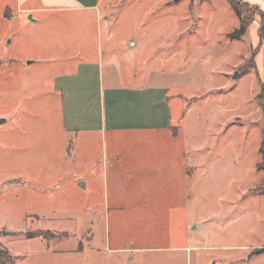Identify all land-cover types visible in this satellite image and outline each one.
<instances>
[{
	"label": "rangeland",
	"instance_id": "rangeland-1",
	"mask_svg": "<svg viewBox=\"0 0 264 264\" xmlns=\"http://www.w3.org/2000/svg\"><path fill=\"white\" fill-rule=\"evenodd\" d=\"M13 2L0 0L2 257L10 255L13 264H87V255L93 264L116 260L99 239V251H75L84 246L88 229L111 233L113 224L89 222L112 210L110 203L87 209L70 186L74 174H83L85 145L73 151L74 133L65 128L60 93L52 87L53 74L68 69L65 62L72 60L67 42L92 31L105 75L112 69L126 85H163L174 113H182L175 123L183 149L182 192L142 194L141 210L127 202L126 212L142 211L147 223L124 224L121 232L128 238L145 226L150 237L159 229L175 235L176 240L162 236L148 242L188 245L187 263L173 249H140L132 264L169 259L170 264H264V250L253 253L264 248V163L257 168L264 138L262 85L251 66L252 32L229 37L238 18L227 1L100 0L98 23L94 11L14 14ZM153 148L149 185L174 184V166L159 158L161 147ZM111 166L109 159V172ZM128 172L124 168L131 178ZM168 195L172 208L156 201ZM39 231L47 238L26 237Z\"/></svg>",
	"mask_w": 264,
	"mask_h": 264
},
{
	"label": "crops",
	"instance_id": "crops-1",
	"mask_svg": "<svg viewBox=\"0 0 264 264\" xmlns=\"http://www.w3.org/2000/svg\"><path fill=\"white\" fill-rule=\"evenodd\" d=\"M13 1L14 14L23 13L32 17L34 13H53L57 9L76 13L94 11L96 21L99 15L100 0ZM242 1L256 6L264 12V0ZM258 29L259 24L256 20L247 29V32H252L251 47L253 50L259 44ZM69 31H67L68 35L70 34ZM58 32L60 33V31ZM83 35V39L80 37L78 41L67 42V49L72 51L70 55L72 60L65 62L69 64L68 69L53 74L52 87L60 93V112L65 128L74 133L73 151L75 152L80 144L84 143L85 145V161L81 168L83 174H74V178H70V186L74 192L82 195L89 210L98 207L104 208L109 203L111 204V207L108 208H111L112 212L110 211L107 215L105 213L103 218L95 223L89 222V225H104L109 222L114 227L110 234L107 230V234L104 235L96 227L88 229L84 246L80 251H77V249L75 251L78 253L84 249L87 253L88 250L99 251L101 246L96 244L99 239L104 241V247H101V249H105L112 254L115 253L116 260L114 264H132L135 261V252L140 249H173L172 252L175 253L173 255L181 259L182 254L179 256L176 254L182 252L187 263L188 245L182 246L174 243V246L169 247L165 246L162 241H159L161 244H158V241L148 242L149 239L162 238V236L167 239H175V235L169 234L166 236L163 235L162 229H159V232H155L157 231L155 229V234L153 233L150 237L147 232H144L145 226L142 231L139 229V235L133 233L128 238L123 237L121 232V227L124 224L132 225L139 223V221L147 223L146 216L142 211L136 213L126 212L125 208L127 210L129 208L127 202L130 203L131 201L139 209L140 203L143 201L142 194L145 198L147 193L161 194L169 192L168 194H171L170 192L173 191L177 196L182 192L183 149L178 142L177 130L179 127L175 124L181 120L182 113L180 110L174 113L173 103L169 100V90L163 85L148 83L147 85H126L123 84V76L116 74L112 69L108 75H105L101 55L97 48L94 50L93 47L92 31L91 33L83 32ZM51 38L55 39L56 35ZM128 43L131 42L128 41ZM254 67L259 76L260 84L264 87V44L258 46L254 54ZM262 105L264 110V95ZM123 134L135 135H132L134 136H131L132 138H120ZM157 135H159L158 140L155 137ZM155 145L161 147L162 150L159 158L162 161L169 162V168L173 166L175 168L172 175H176L177 180L174 184L164 186L155 183L151 186L149 185L150 181H147V178L154 175H151L150 170L147 169V163L157 153L156 149L153 148ZM139 157L140 159L136 163H131L132 159ZM109 159L112 164L110 172L107 169ZM124 168L129 170L128 173H133L131 178L129 174H124ZM151 171L155 172L153 169ZM134 172L135 175L139 176L135 177ZM125 176L128 178L127 181H125ZM15 180L18 181V177L10 179L9 183ZM131 181L132 184H130ZM124 183L128 185H124ZM124 192L127 193L128 198L123 196ZM170 198L171 195H168L167 198L161 197L160 200L156 201L160 202L159 205L166 204L164 207L172 208L174 204L169 203L167 200ZM160 207L162 208V206ZM159 214H162V212ZM111 239L114 244L108 248L107 244L109 246L112 242ZM79 248L81 247L79 246ZM124 254L127 255L126 260ZM86 257L91 259L86 261L87 264H93L92 257L88 255ZM166 262V264L171 263L170 259ZM153 263L160 264V261H153ZM100 264H104V262L102 261Z\"/></svg>",
	"mask_w": 264,
	"mask_h": 264
},
{
	"label": "trees",
	"instance_id": "trees-1",
	"mask_svg": "<svg viewBox=\"0 0 264 264\" xmlns=\"http://www.w3.org/2000/svg\"><path fill=\"white\" fill-rule=\"evenodd\" d=\"M230 9L233 11V13L238 18V28L235 29L233 32L229 34L230 38H238L242 34H244L249 25L256 20L255 16L258 17V20H256L259 24L258 29V35H259V44L260 46L262 43H264V12H262L258 7L249 5L242 0H226ZM258 46L252 51L251 54V66H254V54L257 51ZM264 95V87H262V92L258 94V97L263 98ZM261 98V99H262ZM259 154L261 156L260 163L257 165L258 169H262L260 167V164L264 163V138L261 140L259 148H258ZM264 170V169H262ZM45 235L43 232L39 231L36 233L28 234L27 237H35ZM264 248H258V250L253 251L254 252H262ZM3 255L0 253V263L1 264H13L11 262L10 255L5 254V257H2Z\"/></svg>",
	"mask_w": 264,
	"mask_h": 264
},
{
	"label": "water",
	"instance_id": "water-1",
	"mask_svg": "<svg viewBox=\"0 0 264 264\" xmlns=\"http://www.w3.org/2000/svg\"><path fill=\"white\" fill-rule=\"evenodd\" d=\"M29 17H31V16H29ZM238 75V72L236 71L235 73H234V75L233 76H237ZM2 120H0V122H1ZM82 185V184H81Z\"/></svg>",
	"mask_w": 264,
	"mask_h": 264
}]
</instances>
